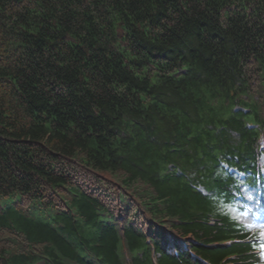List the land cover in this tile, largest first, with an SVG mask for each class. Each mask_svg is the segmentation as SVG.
<instances>
[{
  "label": "trees",
  "instance_id": "trees-1",
  "mask_svg": "<svg viewBox=\"0 0 264 264\" xmlns=\"http://www.w3.org/2000/svg\"><path fill=\"white\" fill-rule=\"evenodd\" d=\"M263 153L264 0H0V264H264Z\"/></svg>",
  "mask_w": 264,
  "mask_h": 264
},
{
  "label": "snow or ice",
  "instance_id": "snow-or-ice-1",
  "mask_svg": "<svg viewBox=\"0 0 264 264\" xmlns=\"http://www.w3.org/2000/svg\"><path fill=\"white\" fill-rule=\"evenodd\" d=\"M240 189H241L240 192H237L235 194L236 197H241L242 199H246L247 201L253 200V196L246 186L241 184ZM244 207H245V211H244L243 215L252 214L251 209L247 205H245ZM245 227H247L249 230L259 229V238L264 239V222H257L255 220H253V221L249 222L248 224H246ZM260 252H261V255H264V244L260 245Z\"/></svg>",
  "mask_w": 264,
  "mask_h": 264
},
{
  "label": "rangeland",
  "instance_id": "rangeland-1",
  "mask_svg": "<svg viewBox=\"0 0 264 264\" xmlns=\"http://www.w3.org/2000/svg\"><path fill=\"white\" fill-rule=\"evenodd\" d=\"M249 202L251 203V206H253V204H252L253 201H249ZM252 208H254V207H252ZM251 221H253L251 216L250 215H245V216L242 217L241 223H249Z\"/></svg>",
  "mask_w": 264,
  "mask_h": 264
}]
</instances>
